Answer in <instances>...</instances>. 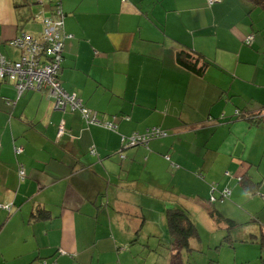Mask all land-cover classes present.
<instances>
[{"label": "crops", "instance_id": "1", "mask_svg": "<svg viewBox=\"0 0 264 264\" xmlns=\"http://www.w3.org/2000/svg\"><path fill=\"white\" fill-rule=\"evenodd\" d=\"M52 1L0 0L7 59L21 55L13 39L39 38L44 19L56 18ZM61 6L60 31L70 36L61 84L117 130L56 109L47 90L18 98L14 84L0 80V264H106L96 254L108 248L98 245L106 240L113 253L119 242L136 238L130 244L139 245L141 234H169L166 210L175 205L192 215L201 208L212 231L211 209L264 225V111L258 124L235 116L237 109H264V9L246 0L213 6L61 0ZM183 50L210 63L203 77L178 64ZM153 127L168 135L121 149L122 136ZM226 190L229 199L211 204ZM37 206L52 218L30 223Z\"/></svg>", "mask_w": 264, "mask_h": 264}, {"label": "built area", "instance_id": "2", "mask_svg": "<svg viewBox=\"0 0 264 264\" xmlns=\"http://www.w3.org/2000/svg\"><path fill=\"white\" fill-rule=\"evenodd\" d=\"M56 1L57 6L54 10L56 18L44 19L45 28L39 38L29 33H23L12 40L11 45L21 51L18 60L7 59L0 50V80L13 83L18 98L27 91L47 90L55 100L54 106L56 109L79 113L87 125L100 126L116 131L117 125L114 122L99 120L96 113L86 108L76 94L68 93L61 84L60 70L64 59V42L70 36L60 31L64 25L65 15L60 0ZM220 1L208 0V4L213 6ZM253 41L254 36L250 35L246 38L245 43L251 45ZM58 131L59 136H61L64 133V127L60 126ZM167 135V132L154 127L148 129L145 134L135 133L129 137L123 136L121 149L148 144L150 140L166 137ZM22 151V148L16 149L17 154ZM20 177H25L23 167L20 168ZM230 193L229 190H226L222 197L227 198ZM214 200L212 198V201Z\"/></svg>", "mask_w": 264, "mask_h": 264}, {"label": "trees", "instance_id": "3", "mask_svg": "<svg viewBox=\"0 0 264 264\" xmlns=\"http://www.w3.org/2000/svg\"><path fill=\"white\" fill-rule=\"evenodd\" d=\"M246 1H248L253 6V8L264 9V0H246ZM60 4H61V0H60ZM51 5H52V10L54 12L55 7L57 6V1L53 0ZM64 15H65V12H64ZM251 35L254 36V41H255L256 35L254 33ZM251 45H247V46H251ZM0 50H1V47H0ZM177 62L185 70L189 71L192 74L200 76V77H203L205 75L207 68L210 66V63L203 60V58H201L200 56L194 55L192 52L190 51L188 52L184 50L178 52ZM3 82H8V81H3ZM263 111L264 109L260 110V112H254V111L252 112L250 110L248 111L245 109H237L235 111V116L240 119L246 120L250 123L258 124L262 121ZM88 126H93V125H88ZM97 127H100V126H97ZM100 128H104V127H100ZM104 129L109 130L107 128H104ZM146 132L147 130L143 132L142 134H145ZM126 137H129V136H126ZM144 145H147V144H144ZM138 146H142V145H138ZM17 148H22V147L16 146L14 148V152L16 156L18 157L23 154V151L20 154H17L16 153ZM21 167H23L22 164L19 165L18 174H19L20 181L23 182L26 179V174L24 178L20 177ZM241 181H243L245 183L244 185L247 186L248 182H245L246 179H242ZM212 198L215 199L214 201H212L211 199V204L214 205L218 202H224L226 199H229V196L227 198L220 197L219 199L216 197H212ZM6 209L9 212V215H11V208H6ZM209 215L212 221L214 222V224L216 225L217 229L223 230L225 232L224 237L220 243V246H223L227 243L230 247L235 248L238 243L256 244V245H259L261 248V251L264 252V225L260 222L259 219H252L247 223H239L233 219L226 217L221 211L217 209H211L209 211ZM51 218H52L51 211L47 210L43 206H37V208L31 215L30 223L46 221ZM166 222H167L169 236L171 238L170 244H171L172 252L173 253L174 251L177 252L175 255H173V264H175L177 254H179L180 251L182 250L189 251L193 249L192 247L193 240L200 237L199 227H198V224L195 218L191 214V212L185 207H182L180 205L172 206L166 210ZM256 226H257L256 228L257 230L255 229V231H249L251 228L254 229V227ZM136 241L137 240H135V242ZM135 242L133 241L132 244ZM261 259L264 262V256H261ZM44 264H48V263L45 261ZM53 264H56V263H53Z\"/></svg>", "mask_w": 264, "mask_h": 264}, {"label": "rangeland", "instance_id": "4", "mask_svg": "<svg viewBox=\"0 0 264 264\" xmlns=\"http://www.w3.org/2000/svg\"><path fill=\"white\" fill-rule=\"evenodd\" d=\"M257 10L262 12V8ZM193 217L198 224L200 237L193 240V249L182 250L177 254L175 264H264L261 259L264 252L259 245L238 243L232 248L226 243L220 246L225 232L216 227L210 230V221L201 208L194 210ZM134 239L127 240L128 244L119 242L120 248H113V253L107 241H103L98 245L99 248L108 249L102 255L97 253L96 259L100 257L106 264H113V261L116 264H173V255L177 252H172L169 234L154 239L141 234L139 245H131Z\"/></svg>", "mask_w": 264, "mask_h": 264}]
</instances>
